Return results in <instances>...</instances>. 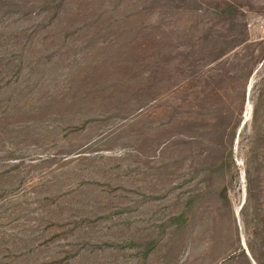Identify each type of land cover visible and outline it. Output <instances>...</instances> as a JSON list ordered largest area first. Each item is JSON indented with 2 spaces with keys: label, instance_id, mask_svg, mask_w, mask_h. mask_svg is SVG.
I'll return each mask as SVG.
<instances>
[{
  "label": "rangeland",
  "instance_id": "obj_1",
  "mask_svg": "<svg viewBox=\"0 0 264 264\" xmlns=\"http://www.w3.org/2000/svg\"><path fill=\"white\" fill-rule=\"evenodd\" d=\"M240 1L0 0V264H243L264 0Z\"/></svg>",
  "mask_w": 264,
  "mask_h": 264
},
{
  "label": "trees",
  "instance_id": "obj_2",
  "mask_svg": "<svg viewBox=\"0 0 264 264\" xmlns=\"http://www.w3.org/2000/svg\"><path fill=\"white\" fill-rule=\"evenodd\" d=\"M160 1V0H159ZM197 0H164L165 5L186 6ZM176 7V6H175ZM215 14L223 20H233L241 12L240 0H216L213 6ZM225 51L216 55L220 58ZM260 106L255 105L254 118L258 120ZM236 123L232 132L230 147L233 145L236 137V129L239 125ZM232 150V149H230ZM231 153V151H230ZM247 202L243 207V212L250 207L255 214L256 225L254 227L255 241H249L247 248L240 246L237 252L230 259H237L243 264H264V123L261 127L255 128L247 152ZM222 198L228 202L227 188L223 189ZM179 221H185L183 215L177 217Z\"/></svg>",
  "mask_w": 264,
  "mask_h": 264
}]
</instances>
